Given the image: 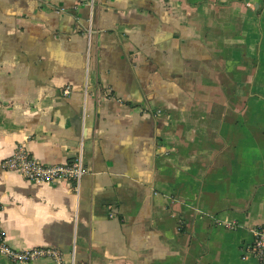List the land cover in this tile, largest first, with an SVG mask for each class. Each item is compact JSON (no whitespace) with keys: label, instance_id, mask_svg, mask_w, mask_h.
<instances>
[{"label":"crops","instance_id":"1","mask_svg":"<svg viewBox=\"0 0 264 264\" xmlns=\"http://www.w3.org/2000/svg\"><path fill=\"white\" fill-rule=\"evenodd\" d=\"M22 144L47 165L83 144L88 173L77 193L0 167L12 248L259 264L264 0H97L92 21L87 0H0V162Z\"/></svg>","mask_w":264,"mask_h":264},{"label":"built area","instance_id":"2","mask_svg":"<svg viewBox=\"0 0 264 264\" xmlns=\"http://www.w3.org/2000/svg\"><path fill=\"white\" fill-rule=\"evenodd\" d=\"M91 21L97 5V0H87ZM95 32L90 25L87 31L89 44ZM69 91H65L68 95ZM2 170L18 173L24 179L38 184H53L57 182H69L75 187L77 193L82 179L88 173L84 163L83 144L79 155L69 163L59 165H47L34 157L25 145H20L9 158L0 162ZM254 243L249 252L255 256L259 264H264V226L254 230ZM0 255L13 263L25 264L40 260H49L52 264H76L75 253L70 262H66L60 250L54 247H38L25 250L12 248L5 239V233L0 227Z\"/></svg>","mask_w":264,"mask_h":264}]
</instances>
